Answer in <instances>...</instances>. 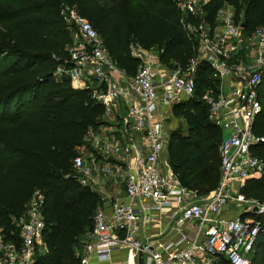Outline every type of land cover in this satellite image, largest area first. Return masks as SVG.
Here are the masks:
<instances>
[{
	"label": "built area",
	"instance_id": "obj_1",
	"mask_svg": "<svg viewBox=\"0 0 264 264\" xmlns=\"http://www.w3.org/2000/svg\"><path fill=\"white\" fill-rule=\"evenodd\" d=\"M210 1L174 0L183 29L189 38L197 37L196 52L184 66L168 67L156 49L133 45L131 56L138 61L134 75L116 65L103 39L75 7L60 8L72 42L56 76L69 80L73 89L88 90L104 107L103 126L111 129H89L72 161L73 177L102 202V185L115 179L127 199L96 211L79 252L81 264L109 261L123 251L133 264L140 254L143 264H217L221 258L251 264L250 255L264 235V202L245 198L240 188L249 177L264 173V161L255 154L264 138L254 130L262 111L258 90L264 74V28L244 36L234 9L227 6L204 31L205 17L198 24L189 19L206 15ZM202 65L211 71L212 82L202 101L223 133L220 180L207 195L181 186L167 160L173 107L194 97ZM43 204L36 191L26 213L13 219L14 239L0 230V264H34L45 229ZM231 210L239 215L226 217ZM155 218L168 221L170 235L141 239Z\"/></svg>",
	"mask_w": 264,
	"mask_h": 264
},
{
	"label": "trees",
	"instance_id": "obj_2",
	"mask_svg": "<svg viewBox=\"0 0 264 264\" xmlns=\"http://www.w3.org/2000/svg\"><path fill=\"white\" fill-rule=\"evenodd\" d=\"M3 1L8 8L0 11V29L20 35L28 49L0 39V125L9 128L0 138V172L6 176L4 186L0 184V200L8 216L18 218L24 204L39 191L44 198L46 251L36 253L34 264H81L79 252L103 202L98 193L75 181L72 161L89 129L103 125L105 110L88 90L73 89L69 80L54 76L72 42L61 6L75 7L92 24L113 61L128 75L138 67L131 46L156 49L168 67L184 66L196 52L197 37L189 38L183 29L174 0ZM136 4L145 6L138 15L128 11ZM224 6L235 10V22L243 25L244 36L264 28V0H211L205 7V22L214 25ZM10 53L12 57L3 59ZM207 68L202 65L199 71L194 97L173 107L174 117L182 119L186 129L170 133L167 155L181 186L199 195L212 192L220 180L223 138L202 101L204 90L212 85L205 76ZM36 71L42 72L36 75ZM258 98L262 111L254 130L264 138V74ZM255 154L264 161V143ZM240 193L264 202V173L243 181ZM5 224L7 237L14 239L13 220L6 216ZM250 261L264 264V235L258 238ZM217 264L230 263L221 258Z\"/></svg>",
	"mask_w": 264,
	"mask_h": 264
},
{
	"label": "crops",
	"instance_id": "obj_3",
	"mask_svg": "<svg viewBox=\"0 0 264 264\" xmlns=\"http://www.w3.org/2000/svg\"><path fill=\"white\" fill-rule=\"evenodd\" d=\"M179 121L184 123V125H185V122L182 119H176L174 117V115H172V117L169 119V125L170 126L175 125V123H177ZM102 122H103V125H105V123L103 121V117H102ZM103 125H101L98 129L93 128V131H95V132H98L100 130H102V132H110L111 131L109 126H103ZM185 127H186V125H185ZM172 130H174L173 127H172ZM90 150H91V148L89 147L88 151H90ZM102 189L105 191V197L103 199V207L111 205V203H113L114 201H125V202L127 201L125 194H124V192H125L124 187L115 179H110L107 183L103 184ZM110 190L114 191L113 194L110 193ZM166 213H167V210L164 211V214H166ZM238 215H239L238 211L231 210L226 214V217L230 218V217H236ZM154 216H156V215H154ZM154 221H156L154 224H151L150 226H148L146 228V230L144 229L141 232V239H145L147 236L148 237L149 236H152V237L158 236L161 233H164L165 235L166 234L170 235V226L167 224L168 221L163 219V221L160 222V220L158 218H155ZM43 250L46 251V247H44ZM92 263L93 264H133L129 260L128 253L126 251L114 254L112 256V259L109 261L96 262L95 260H93Z\"/></svg>",
	"mask_w": 264,
	"mask_h": 264
},
{
	"label": "rangeland",
	"instance_id": "obj_4",
	"mask_svg": "<svg viewBox=\"0 0 264 264\" xmlns=\"http://www.w3.org/2000/svg\"><path fill=\"white\" fill-rule=\"evenodd\" d=\"M5 3H6V1H1L0 2V11H2V10H6L8 7H7V5H5ZM227 6H224L223 8H226ZM145 8V6H143V5H134L132 8H130L128 11L130 12V11H133V10H135V12H136V15H138L143 9ZM234 14H235V10H234ZM207 15H203V16H201V19H199V20H201L202 21V17H206ZM204 19V18H203ZM199 23H201V22H199ZM202 26H203V30L205 31V29L207 30V31H209L210 29H211V27L213 26H211V24L210 23H206L205 25L204 24H202ZM72 35V34H71ZM0 39H3V40H1V41H7V42H11V44H14L13 43V41H16V43H17V46H18V48H21V49H28V47L26 46V43H25V41L23 40V39H21V37H20V35H17V34H13V33H10L9 32V30H7V29H4V28H2V30L0 29ZM10 57H12V54L10 53V54H8L5 58H3V59H6V58H10ZM38 66H36V67H38L39 69H40V67H39V65H40V63L39 64H37ZM57 70V69H56ZM42 71H36L35 72V74L36 75H38V74H40ZM56 72V71H55ZM54 76L55 77H57L58 78V76H56V73L54 74ZM205 76L208 78V79H210V77H211V71L209 70V68H207V71L205 72ZM173 128H174V130H181V131H185V129H186V127H185V125H184V123H182V122H177V123H175V125H171ZM174 130H170V133L172 132V131H174ZM7 131H9V128L8 127H6V126H4V125H0V138L1 139H3V137H5V135L7 134ZM262 174V173H261ZM6 176L4 175V173L3 172H0V184L2 185V186H4V184H3V182H2V179L3 178H5ZM237 185V187H238V183L237 182H235V186ZM118 190V189H117ZM1 191H3V189H1ZM113 192L114 191H112V190H110V193L111 194H113ZM33 196V195H32ZM1 198V197H0ZM31 199H32V197L30 198V200L27 202V203H25L24 204V209H23V211H22V214H20L19 216H22V215H24L25 213H26V211H27V209H28V205H29V202L31 201ZM113 199V198H112ZM33 201H34V199H33ZM114 201V200H113ZM6 216L7 217H10L12 220L14 219V216L12 215V214H9V216H8V210L6 209V205H2V203H1V200H0V230H4V228H5V223H6ZM81 243H82V241H81ZM43 244V245H42ZM42 244H40V246H39V249H40V251H43V246H45V242L43 241V238H42Z\"/></svg>",
	"mask_w": 264,
	"mask_h": 264
},
{
	"label": "water",
	"instance_id": "obj_5",
	"mask_svg": "<svg viewBox=\"0 0 264 264\" xmlns=\"http://www.w3.org/2000/svg\"><path fill=\"white\" fill-rule=\"evenodd\" d=\"M241 27L243 28V25H241ZM137 264H143V259H142V255L141 254L139 255Z\"/></svg>",
	"mask_w": 264,
	"mask_h": 264
}]
</instances>
